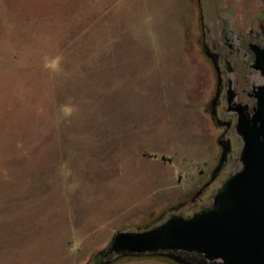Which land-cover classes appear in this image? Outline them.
I'll list each match as a JSON object with an SVG mask.
<instances>
[{"label":"rangeland","instance_id":"1","mask_svg":"<svg viewBox=\"0 0 264 264\" xmlns=\"http://www.w3.org/2000/svg\"><path fill=\"white\" fill-rule=\"evenodd\" d=\"M201 3L207 28L217 8L234 31L264 29V0ZM200 7L0 0V264H104L96 253L116 231L150 224L209 178L220 129L204 110L215 76Z\"/></svg>","mask_w":264,"mask_h":264},{"label":"water","instance_id":"2","mask_svg":"<svg viewBox=\"0 0 264 264\" xmlns=\"http://www.w3.org/2000/svg\"><path fill=\"white\" fill-rule=\"evenodd\" d=\"M256 62L264 71V48L257 51ZM259 89L252 114L240 116L237 124L240 169L217 187L206 205L189 214H161L135 230L116 231L109 245L96 253L106 254L104 264L148 256L177 264H264V84ZM228 151V144L223 145L217 165L196 195L216 179ZM185 253L200 254L201 259H189Z\"/></svg>","mask_w":264,"mask_h":264},{"label":"flooded vegetation","instance_id":"3","mask_svg":"<svg viewBox=\"0 0 264 264\" xmlns=\"http://www.w3.org/2000/svg\"><path fill=\"white\" fill-rule=\"evenodd\" d=\"M198 5H201L202 10L201 0H199ZM202 17L204 16L202 15ZM215 17L216 22L212 29L209 26L207 28L200 21L201 37L198 39L200 51L210 61L215 76L213 93L205 103L204 110L209 114L216 127L220 129L216 139L219 146L217 163L222 146L228 144L229 151L216 179L202 193L196 195V190L190 198H185L179 202L183 204L182 206L176 210L172 206L163 213L164 215L169 213L183 215V208L195 210L194 207L203 200L202 196L209 187L219 179L222 173H225L226 166L233 163L241 165L239 152L242 140L237 132V124L240 116L252 114L257 101L256 93L260 91L259 87L264 84V71L256 62L257 51L264 48L262 25L254 20L250 26L237 32L232 29L231 18L221 16L217 8L215 9ZM214 64L217 69L214 68ZM233 173H227L221 183ZM211 196L212 194L206 196V200L208 201ZM207 203L201 204L197 208ZM185 255L192 260L201 259V255L197 253H185Z\"/></svg>","mask_w":264,"mask_h":264}]
</instances>
